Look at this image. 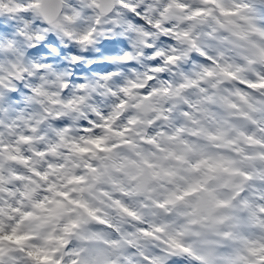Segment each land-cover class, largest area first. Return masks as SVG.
I'll list each match as a JSON object with an SVG mask.
<instances>
[{"label": "rangeland", "instance_id": "374dc122", "mask_svg": "<svg viewBox=\"0 0 264 264\" xmlns=\"http://www.w3.org/2000/svg\"><path fill=\"white\" fill-rule=\"evenodd\" d=\"M263 1L248 0L259 13L264 11ZM39 2L0 0V82L12 83L0 97V110L3 103L8 104L0 112V127L12 130L14 117L8 122L12 115L8 109L30 113L32 121L26 136L25 128L18 131L10 154L1 151L8 148L4 141L0 146V184L3 192H7L4 185L12 186L11 198H0V264H128L127 255L132 257L129 264H136L134 253L118 236L142 251L143 264H246L263 259L264 147L256 122L264 124V111L254 104L239 105L238 97H232L234 76L228 70L234 66L245 78L244 70H254L251 64L264 66V60L254 51L249 54L245 46L255 40L264 45L261 23L257 34L255 25L248 22L256 16L244 8L236 11L238 16L231 7L227 9L234 0H116V10L102 19L97 0H64L62 16L48 25L35 10ZM107 9L102 13L106 15ZM215 9L232 10L226 26L211 13ZM166 15L168 20L163 18ZM214 29H229L233 36L220 35L222 45L216 48ZM249 33L254 37L246 38ZM196 38H203L196 52L200 59L187 54L183 60H161L163 53L167 57L175 48L189 53ZM113 45L118 48L112 49ZM60 46L65 53L53 63L51 58ZM210 49H216L214 55ZM132 51L138 55L128 63ZM44 63L57 67L43 70L42 80L50 83L39 81L35 87ZM144 67L139 70L144 71L142 75H137ZM162 67L166 74L157 80L153 71ZM92 68L97 72H91ZM20 82L27 83L28 90L11 101ZM241 84L247 92L242 100L254 101L256 95L264 100V90L252 93L255 81L243 79ZM212 88L221 91L215 103L209 99ZM114 89L123 91L122 102H116ZM145 99L151 103L146 116L139 110ZM182 99L188 106L178 113L179 119L173 117L178 111L174 105ZM81 100L84 104H79ZM58 103L65 109L55 111ZM196 104L198 114L190 113ZM32 105V110L41 111L32 114ZM227 105L238 109L233 116L236 127L254 142L251 158L255 163L247 165V174L242 168H222L211 176L196 163L208 160L210 165L216 156L210 139L199 148L195 125L190 130L184 124L189 115L193 123L200 122L203 110L206 124L200 122L198 128L204 133L205 126L208 136L216 138L210 135L213 129L227 131L223 128ZM126 108L128 116L121 113ZM214 110L221 115L215 117ZM59 117L63 120L58 127ZM40 118L47 124L34 135ZM179 132H185L184 136ZM224 148L227 159L237 158L233 143H223ZM144 164L156 183L149 186L150 195L137 197L136 183L131 181ZM194 180L200 184L196 191L190 188ZM245 181L248 187L243 191ZM200 188L223 207L202 229L191 224L195 198L187 197ZM180 198H185L184 206L169 214ZM193 240L198 244L193 245Z\"/></svg>", "mask_w": 264, "mask_h": 264}, {"label": "bare ground", "instance_id": "6f19581e", "mask_svg": "<svg viewBox=\"0 0 264 264\" xmlns=\"http://www.w3.org/2000/svg\"><path fill=\"white\" fill-rule=\"evenodd\" d=\"M234 1H235V4H228L227 5V9H229V7H231V9L235 11V14H237L236 11H240L242 8H244L245 10H247V13H250L252 16H256V17H254V20L253 21H249L248 20V22H252L253 26L255 25L254 27H255L256 33H257V31L261 32V26L264 29V14H263L264 11H263V13H259L258 11H255L251 7V5L248 2V0H234ZM232 10L227 11L225 13L224 12L222 13V12H219L217 9H215V10L211 11V13L216 14L220 18V20L222 22V25L223 26H226L227 25V20H230L233 17V14H230ZM242 12H244V11H242ZM237 16H238V14H237ZM235 21L238 22V20H235ZM258 23H261V26ZM244 26H246V25H244ZM151 28H152V25L148 26V31L151 32ZM221 29H222V27H221ZM223 33H224V35H225L226 38L229 37V36H233V33L230 32L229 29H227L224 32H223V30L220 31L218 29H214L212 36L214 38L213 43L216 44V48H221V45H222L221 44L222 43L221 37H222ZM208 34L210 35V33H208ZM220 35H221V37H220ZM151 36H152V34L149 35V36H147V40H150L152 38ZM217 36H218V38H217ZM250 37H254V34L253 33L247 34L246 38L250 39ZM255 38H257V37L255 36ZM202 40H203V38H201V39L200 38H196L195 39V43H192L191 44V47L189 46L190 47L189 48L190 49L189 50V53H187L188 50L183 51V50H178L177 48H175L174 49L175 51H172L171 50V52H169V55H167V57H164L165 54L163 53V56H162L161 60L162 59H166V58H176V57H177L178 60L179 59L183 60L184 59V56L186 58V55L187 54H191L192 56H195L193 58H195V59L198 60V59H200L199 58L200 56L196 52H198L200 50V48H201V43L200 42ZM241 45H242V43L239 44V46H241ZM245 46L249 50V54H251L254 51V55L255 56H260V60H264V50H255V49L258 48L257 46H264L262 41L258 42V41L255 40V43L250 44V45L245 44ZM175 47H176V45H175ZM58 48H59L58 49V54L53 55V57L51 58V60L53 61V63L57 60L58 55L65 53V49H61L62 46H60ZM115 48H118L117 45H113L112 46V49H115ZM164 49L169 50L168 44H165ZM215 51H216V49H214L212 51L210 49L209 50V53H212L214 55L215 54ZM136 53H137L136 51H132L131 52V59H129L128 63H132L133 62L132 61V56H137L138 53L137 54ZM245 54H247V52H245ZM89 57H90L89 60L90 61H93V57L91 55ZM48 59L49 58H47V60ZM137 59L139 60V58H137ZM140 59L141 60L143 59L142 55H140ZM193 63H194V61L192 62V64ZM251 66L254 68V70L253 71L250 70V67H248L246 70H244V72L246 74L245 78H243V76H242L243 72L241 70L236 69L234 66L228 69L233 74V76H234V78L232 79V82H233L232 84L234 85V87L232 86V97L233 98H237L238 97V99H239V102L238 103L243 108H246L250 104H254V106L257 108V110L261 108L264 111V100L259 95H256L255 96V100L254 101L253 100L248 101L247 99H245V100H242L241 99V97H243L244 95L247 94L246 89L241 84V81L243 79H247L248 82H250V83L252 81H255L256 82V84L254 86H252V88H253L252 89V93L253 92H256V94H258L259 92H261V91L264 90V82H263L264 66L263 65H259L258 63H253V64H251ZM49 67L56 68L57 66H54L53 64L44 63V65H42L40 67L42 69H40V71H38L39 73L37 74V77H36L35 87L38 86L37 83L39 81H40V83L41 82L50 83L49 81L42 80V75H41V73L43 72V70L45 71L46 69H49ZM143 69H145V67L144 68H141V69H138L137 70L138 72L137 71H135V72L138 73L137 75L141 76L144 71L141 72L139 70H143ZM153 72L157 73V75L155 76V78L157 80H159L162 76H165L164 74H166V71L163 70V67L160 68L159 70L153 71ZM212 79H213V77H211V79L209 80V83L212 82ZM136 81H137V83H139L140 82V78L136 79ZM113 82L114 81H112V84H113ZM21 83L22 82H20V85H21ZM11 85H12V83L9 82L7 79L4 82H0V97L5 94V91L6 90H9V88H11ZM144 88H146V87L144 86ZM114 90H116L115 93L118 96V97L115 96L116 102H122L123 99H124L121 96V94L123 93V91L120 90V89H118V90L117 89H114ZM220 93H221V91L218 93V96H220ZM55 96L56 95L54 94V97ZM171 99L173 100L174 98H171ZM228 99H229V96H228ZM228 99L227 98L225 99L226 103L228 102ZM33 100L35 101V99H33ZM176 102L177 101L175 100V103ZM79 104H84V103L81 100ZM197 104L195 106H193V110L191 109L193 112L191 111L190 113H192V114H198L197 113L198 112L197 111L198 110ZM3 105H4V107L0 110V112H2V110H4V108L7 109V107H8V104L7 103H3ZM165 106L163 105L162 108H163V111L166 114V113H168V111H166V109H164ZM187 106H188V101L187 100L185 101L183 99L181 100V102L178 103L177 106L174 105V107H177L178 108V111H177V113H175V115H173V117H179L178 113H181V110L184 111V109H186ZM227 106H228V109H227L226 115L230 116V119H229L230 120L229 121V128L230 129L228 131H225V132H217V131H215L213 129L210 135L215 134V135H217L216 138H213V137H209L208 136V130L206 129L205 126H204V133H202L200 131V129L198 128V125H199L200 122L206 124V119H204L205 116H204L203 110L199 114L200 116L203 117V119L200 122L193 123L191 121V115H189V118L187 120V123H185V124H187V127L189 129H190V125L191 124H194L195 125L194 126L195 129H197V137L195 138L194 141L195 142H199V144H197V146L199 148H201L202 146H204L205 144H207V140L210 139V143L212 144L211 148H212L214 154H216V156H213L212 157V161H211V164L210 165H209V161L208 160H201V163H200L199 162V159H198V161H196V163H199V168H202V166L205 167L204 170H206L207 172H210L211 173L210 174L211 176H212V173L213 172L215 173L218 170H221L222 168H227V169H230V168H236V169L237 168H242V173L243 174H247L249 172V170H250L248 168V166H252L255 163L252 160V158H251V154L253 153V149H254V145H253L254 142H253L252 139H246L250 135H248V136L243 135L241 133L240 128L236 127V124H235L236 123V119L233 118L234 114L238 113L237 112L238 109L236 110L233 105H232V107L230 105H227ZM127 107L130 108V106H127ZM32 108L34 109V106L33 105L31 106V108L29 110L32 114L41 111L40 109L32 110ZM64 109H65L64 108V105L61 106L59 103L57 104V106H55V111H60V110H64ZM8 110L12 112V115L7 119L8 122H10L12 120V118L14 117L13 122H11V124L13 123L12 130H11V128L8 130L6 126H3L4 128H1L0 127V146H1V142L2 141H4L5 144L8 146V148L6 147L4 150H1V149L0 150L3 151V152H7V150H8V152L10 154L11 146L14 145L16 143V141H18V135L20 134V133H18V131L25 128L24 130H22V132L26 136L27 130H28L29 125L31 124L32 121L30 120V122H29L30 115H31L30 113H24L23 115H21L17 110H10V109H8ZM128 113H130V111H128V110L127 111H124V115H127L128 116ZM83 114H85V113H83ZM17 115H20L21 118L18 119L17 118ZM213 115L215 117H216V115L217 116H220L221 115V111L214 110ZM179 119H180V117H179ZM71 120H73V117H71ZM67 123H68V119L66 120V124ZM158 123H160V122H155V124H157V125H158ZM256 126L259 127V129H260L261 141L259 143H260L261 147L262 146L264 147V124L262 122H260V121H257L256 122ZM53 132H56V130H54ZM15 133H16V135H15ZM179 133H180V137H183L184 134H185V132H179ZM91 136H92V134H91ZM125 137L126 136H124L123 138H125ZM29 142L30 141L28 140V143ZM228 142H230L231 144L233 143V146H234L233 151L234 150H237L239 152V154H238L237 158H235V160L230 159V158L227 159V157L225 156V153L228 155L227 149H225V148L222 149L223 143H226L227 144ZM208 148H210V147H208ZM216 150H217L218 153H223V154H221V155L217 154ZM81 153H84V152H81ZM231 154H232L231 155V157H232V156H234L235 153L231 152ZM82 155L85 156V154H82ZM127 175H129V174H127ZM244 179H247V178H244ZM258 180H259V178H257V183H258ZM247 184L248 183L245 181V183L243 184V191H245V189H247V187H248ZM199 185L200 184L195 180V182L193 184H191L190 188L193 189L194 191H196L197 188L200 187ZM4 186L7 187V192H3V185L0 184V198H5L6 197V198L9 199V198H11L9 196V194H10V187H12V186H10L9 184L4 185ZM161 192H162V190H161ZM193 196H194L195 201H196L197 198L195 197V195H193ZM197 196L198 197H201L202 195H200V193H197ZM201 198H203V196ZM231 204L232 203H228V202L226 203V205H231ZM155 221H156V223L158 225L160 224V221L157 220V217L155 218ZM147 237H148V234H147ZM127 257H128L127 263L129 264V261L132 260V257L130 255H127ZM135 259L137 260L136 257H135ZM184 260H185V262L187 261L186 258Z\"/></svg>", "mask_w": 264, "mask_h": 264}, {"label": "water", "instance_id": "95a60500", "mask_svg": "<svg viewBox=\"0 0 264 264\" xmlns=\"http://www.w3.org/2000/svg\"><path fill=\"white\" fill-rule=\"evenodd\" d=\"M106 8H108L106 11H109L105 15L103 13ZM35 10L48 25H51L52 23L58 21L62 16L64 12V0H40L39 5L35 8ZM96 10L100 13V17L104 19L110 16L111 13L116 10V0H97ZM173 10L174 9L171 8L169 14H172ZM183 12L184 10L180 11V19ZM168 17L169 15H166L163 18L165 20H168ZM144 101V103L140 104L139 109L141 110V113L146 116L147 114L151 113V111H149L151 103L148 99H145ZM147 101H149L148 105ZM142 168V172L134 178V182L137 184L138 196H141V194L150 195L149 186L156 183V177L153 176L151 169L146 164H144ZM200 193L203 198H201L202 196L198 197L197 193L191 194L189 197L194 198L193 195H195V197L197 198L195 201V206L193 208L192 219L193 225L197 226L199 229H202L205 225H209L213 221V219L219 214L220 210H222L223 207L218 204H214L213 199L211 198L207 190L202 189ZM184 204V198L178 199L174 204H172L169 214L175 213V211L178 208L184 206ZM148 238H150V236ZM36 264L54 263L52 261H39Z\"/></svg>", "mask_w": 264, "mask_h": 264}, {"label": "flooded vegetation", "instance_id": "af4514ba", "mask_svg": "<svg viewBox=\"0 0 264 264\" xmlns=\"http://www.w3.org/2000/svg\"><path fill=\"white\" fill-rule=\"evenodd\" d=\"M95 190H96V188L94 187V188H93V191H95Z\"/></svg>", "mask_w": 264, "mask_h": 264}]
</instances>
